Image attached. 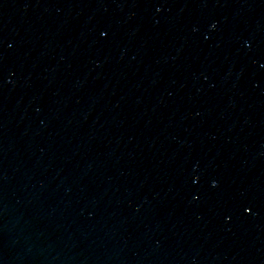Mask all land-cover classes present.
Segmentation results:
<instances>
[{"label": "water", "instance_id": "obj_1", "mask_svg": "<svg viewBox=\"0 0 264 264\" xmlns=\"http://www.w3.org/2000/svg\"><path fill=\"white\" fill-rule=\"evenodd\" d=\"M0 264H264V0H0Z\"/></svg>", "mask_w": 264, "mask_h": 264}]
</instances>
